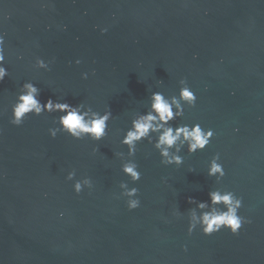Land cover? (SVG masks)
I'll return each mask as SVG.
<instances>
[{
	"label": "water",
	"instance_id": "water-1",
	"mask_svg": "<svg viewBox=\"0 0 264 264\" xmlns=\"http://www.w3.org/2000/svg\"><path fill=\"white\" fill-rule=\"evenodd\" d=\"M0 33L9 72L0 83V264H264V0H0ZM37 57L54 60L49 71L34 69ZM181 79L197 101L173 124L214 136L203 152L182 151L179 168L143 141L131 184L117 156L127 153L123 133L152 92L178 95ZM26 81L42 102L110 108L107 136L52 139L57 114L48 113L12 126ZM217 153L219 185L207 176ZM73 170L92 180L91 193H74ZM121 182L138 189V209L119 198ZM218 187L242 198L239 215L251 223L237 235L189 236L188 199Z\"/></svg>",
	"mask_w": 264,
	"mask_h": 264
},
{
	"label": "clouds",
	"instance_id": "clouds-1",
	"mask_svg": "<svg viewBox=\"0 0 264 264\" xmlns=\"http://www.w3.org/2000/svg\"><path fill=\"white\" fill-rule=\"evenodd\" d=\"M115 19V17H113ZM101 35L107 32V28L100 29ZM5 40L0 33V83H3L9 72L5 67ZM22 55L17 60H23ZM195 59V57H194ZM54 60L45 61L37 57L33 65L34 69L49 71ZM80 60H76L79 65ZM223 63V61H221ZM95 75V72H92ZM88 73L82 74V79H87ZM160 84L163 81H159ZM41 89L33 82H24L11 105V118L9 123L14 127H21L26 118L40 117L44 113L57 114L52 123L54 127L48 129V134L55 139L58 134H64L73 140L89 139L93 142L103 140L109 131V122L112 119V111L106 108L102 113L93 110L91 106L81 102L76 105L68 102L49 98L46 102L40 100ZM197 97L189 87L185 79L179 81L178 95L165 96L162 92L154 91L149 96V104L145 112L136 113L130 122V126L123 133L120 144L127 149V153L117 154L122 161L121 172L128 177L131 184H136L141 179L138 164L135 162L137 146L143 141L152 145L159 154L160 163L165 167L175 166L179 168L184 163L182 151L188 155L203 152L210 144L214 131L205 129L199 123L176 124L173 122L183 118L185 108L195 107ZM238 132V129H234ZM226 173L220 163V155L217 153L208 162L207 176L215 178L216 184H220ZM67 181H74L72 188L76 195L88 189L91 193L93 182L89 177L76 179L75 170L68 172ZM119 198H124L127 209L134 211L140 207L138 189L129 187L128 182L119 184ZM46 196V194H45ZM187 203L193 205L187 210V233L192 235L199 230L203 236H212L222 230H227L232 235H237L242 226L251 223L250 220L239 215L243 206L242 198L234 192L223 188H215L208 191L207 199L197 201L189 198ZM173 216H179L173 212ZM64 213H60L63 219ZM184 251H187L185 248Z\"/></svg>",
	"mask_w": 264,
	"mask_h": 264
}]
</instances>
